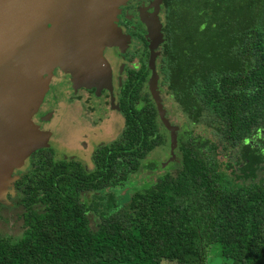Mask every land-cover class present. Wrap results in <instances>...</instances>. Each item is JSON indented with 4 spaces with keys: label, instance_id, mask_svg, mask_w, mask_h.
<instances>
[{
    "label": "trees",
    "instance_id": "trees-1",
    "mask_svg": "<svg viewBox=\"0 0 264 264\" xmlns=\"http://www.w3.org/2000/svg\"><path fill=\"white\" fill-rule=\"evenodd\" d=\"M160 8L157 88L216 139L187 136L172 170L121 203L109 192L103 205L100 190L129 187L132 174L153 170L150 151L168 143L147 60L127 69L120 136L95 151L90 172L37 154L16 184L20 231L0 237V264H206L211 247L223 264H264V0Z\"/></svg>",
    "mask_w": 264,
    "mask_h": 264
},
{
    "label": "water",
    "instance_id": "water-1",
    "mask_svg": "<svg viewBox=\"0 0 264 264\" xmlns=\"http://www.w3.org/2000/svg\"><path fill=\"white\" fill-rule=\"evenodd\" d=\"M123 1L0 0V109L10 123L25 124L57 70L66 72L76 87L105 89L113 101V76L120 73L115 72L114 50L125 38L111 20L116 5ZM160 2L153 0L141 19L148 31V90L162 124L157 91L149 83L156 78L154 48L162 41L157 17ZM173 144L172 140V148ZM3 167L0 162V170Z\"/></svg>",
    "mask_w": 264,
    "mask_h": 264
},
{
    "label": "rangeland",
    "instance_id": "rangeland-1",
    "mask_svg": "<svg viewBox=\"0 0 264 264\" xmlns=\"http://www.w3.org/2000/svg\"><path fill=\"white\" fill-rule=\"evenodd\" d=\"M152 2L153 0H124L123 2H121V4H118L115 7L111 23L114 25L118 34L125 38L121 41V46L117 49L118 54L121 57L120 63V60L117 59V64L119 63L121 76V78L119 79V85L122 82L127 69L135 70L138 67L139 63L146 60V54L144 53V50H142L141 41L137 38V36L133 35L132 32L134 29L142 30V28H145V34H148L145 23L141 19V15L144 13V10H147L151 7ZM158 48V45L154 48V74H156L155 62L158 57ZM54 73L60 74L58 71H55ZM157 78L158 77L156 74V78L152 77L150 79V89H152L151 87H153L157 91V103L161 112L160 117L162 120V126L168 133V143L165 144L164 147H158L154 150H151L148 157L146 158V161H148V164L147 162L146 164L149 165L152 163L154 166L153 170H139L138 172L132 174L129 187L123 188V190H113V198L116 203H121L123 201V198L128 193H130L135 188L145 185L147 182L152 180L154 178V175H156L157 173H161L167 169L172 170L177 159V143L186 140L187 136H192L193 138L198 140H203L206 138L216 139V136L210 131L209 128H207L206 125H204L203 122L190 123L184 119L183 115L178 111L172 100L168 98L165 93L158 90ZM68 80L70 83H73L72 78H68ZM148 87L149 85L147 81V88ZM48 96L50 99V92H48ZM56 102H58V105L56 104ZM56 102V110L54 112L55 114L53 115V120L51 121V123L55 122L56 115L58 114H60L61 123L58 127L49 124L48 128L51 130L56 129L57 131H59L61 134V140H66L69 143H73L75 141L74 139L77 137V134H81V129L84 125V122L82 120H78L77 115L85 120L81 116V114L86 113V110L83 109L82 111H79L75 109V104H72L71 106L69 104L63 106V99L59 97H57ZM111 111L112 113L105 115L108 121L104 120L103 122L99 123L98 127L96 128L98 130L101 129L99 135L100 140L108 141L110 138H112V136H118V134L122 130V119L118 117V115L114 114L113 110ZM64 117L66 118L67 123L63 121ZM71 118L72 120L77 118V120H75L74 123H69V120ZM85 122L87 124L86 120ZM90 129L91 130L87 132L94 131L93 128ZM172 140L174 141L173 148L171 147ZM4 189H6V184L0 183V237H8L11 240H15V238H17L19 234L17 220L20 208L15 204L16 196L13 189L11 188L9 193H6ZM109 192H111V190L106 189L98 193L103 197V200L101 201L103 205L107 203ZM90 196V194L84 196L86 202L90 200ZM206 264H223V259L218 255L217 248H209L206 257Z\"/></svg>",
    "mask_w": 264,
    "mask_h": 264
},
{
    "label": "flooded vegetation",
    "instance_id": "flooded-vegetation-1",
    "mask_svg": "<svg viewBox=\"0 0 264 264\" xmlns=\"http://www.w3.org/2000/svg\"><path fill=\"white\" fill-rule=\"evenodd\" d=\"M160 7H161V2L159 4V9L157 12V17L161 24L162 15H161ZM147 10L150 11L151 9L148 8ZM132 34L137 36V38L141 41V45H142L141 47L142 50H144V53L146 54V60H147L148 41L145 34V28H142V30L134 29ZM142 38L144 39V41L145 39L147 41V42L145 41L146 47L142 42ZM114 51L116 53L117 59L120 60L119 61L120 63L121 57L118 54V50L116 49ZM119 63L116 64L115 72L119 69ZM125 75L122 82L119 85L118 79L121 78L120 73H118V75L117 73L116 75L114 74L113 76L114 86H115L113 92L114 99L113 101H111L109 99L110 96L105 89L94 90L92 88L91 89L74 88L70 84L69 80L66 78L65 75L55 73V75L52 77L53 80H51V84H50L51 90L54 93L55 91L57 93L63 92L68 100H76V99L79 100L81 105L83 106V109L86 110V113L85 114L82 113L81 116L87 121V124L85 120H83L79 115H77L78 120H82L84 122L83 125L84 129L83 128L81 129V134H77V137L74 139L75 141L73 143H69L66 140H61L60 138L61 134L59 131H57L56 129L51 130L48 128L49 124L58 127L59 124L61 123L60 114L56 115L55 122L51 123V121L53 120V115L55 114L54 104L56 102V98L55 100L50 98L47 100L48 103L40 104L36 112L33 114L32 121L34 122V127L33 129H29V128L26 129L27 130V134L25 138L26 142L25 141H23V143L17 142L18 143L17 145L19 146L16 152L15 151L13 152L14 150L13 146L15 145L14 139L11 140L12 145L8 144L7 146L4 147L5 167H3V169L5 170V168H7V172L10 174L9 177H7L4 182L6 184V189H4V191L6 193H9V191L12 188L16 196L15 204L17 207L20 208V212L18 214V220H17V226L19 227V231L21 225L20 213L22 212V207L21 204L18 202L20 198V193L16 189V184L22 178L23 175L31 171L34 165V160L37 157V154L42 153V157L49 158L51 162L54 161L78 162L84 170L90 172L94 168L93 154L95 153V151L99 147H102L103 145H106L114 141L120 136L121 131L118 134V136L116 137L112 136V138H110L108 141L100 140L99 135L101 129L98 130L96 128L98 127V124L103 122L104 120L108 121L105 115L112 113L111 110H113V113L118 115V117L122 119V123H124L123 115L119 107L118 95H119V89L121 88L123 81L125 79ZM75 120H77V118L73 120L71 118L69 120V123L70 122L74 123ZM63 121L67 123V120L65 118ZM90 128H93L94 131L87 132L91 130ZM104 190L106 189L100 190V192ZM110 190L113 191L114 189H110ZM88 194L90 193H84L81 195L82 201H84L86 204H88L92 198L90 196L91 197L90 200L86 202L84 196ZM88 214L89 216L91 215L95 216V214H93L90 211Z\"/></svg>",
    "mask_w": 264,
    "mask_h": 264
},
{
    "label": "crops",
    "instance_id": "crops-1",
    "mask_svg": "<svg viewBox=\"0 0 264 264\" xmlns=\"http://www.w3.org/2000/svg\"><path fill=\"white\" fill-rule=\"evenodd\" d=\"M59 73L62 74V75H65L67 79L68 78H71V77H69L66 74V72H59ZM54 75H55V73H52V75L49 77L48 82H47V85L48 86H47L45 92L43 93V95H42L41 99L39 100V102L37 103V105L31 110L30 115H29V118L26 119V122H25L24 125H21V124L17 125L16 123H14V124L13 123H10L8 121V118L6 116V113H2L1 112V109H0V117L2 115L4 116V119L0 118V132L1 133H4V137L0 136L1 137V139H0V148H1V154H2L1 155V158H0V162H2V165L4 167H5L4 147L7 146L8 144L9 145H12L11 144V140L14 139L15 140L14 141L15 142V145L13 146V148H14L13 152L14 151L16 152L17 151V148L19 146V145H17L18 144L17 142H19V143H23V141L26 142V139H25L26 138V134H27V130L26 129L27 128L33 129L34 122L32 121V116L36 112V110H37V108H38V106L40 104H42V103H48L47 102V100L49 99L48 92H50V97L52 99H54V100H55V98L57 100V97L62 98L63 99V102H64V103H62L63 106L64 105H68V104L71 106L72 104H75V106H76V107H74L75 109H77L79 111H82L83 110V106L81 105V103H80L79 100H77V99L76 100H68L67 97H66V95L62 91H61L62 93H60V92L57 93L56 91L54 93L51 90V85L50 84H51V80H53L52 77ZM70 84L73 86V83H70ZM74 88H84V87H76L75 86ZM86 89H91V88H86ZM92 89H94V88H92ZM56 104L58 105V102H56ZM54 107H55L54 108V111H55L56 110V106H54ZM9 126H10V128H9ZM31 132H33V131H31ZM1 133H0V135H1ZM34 133H36V132H34ZM9 175L10 174L7 172V168H5V170L4 169L0 170V183H4L5 180H6V178L9 177Z\"/></svg>",
    "mask_w": 264,
    "mask_h": 264
}]
</instances>
